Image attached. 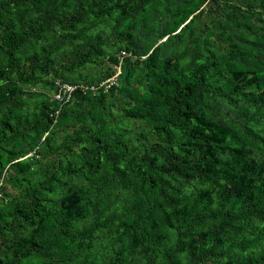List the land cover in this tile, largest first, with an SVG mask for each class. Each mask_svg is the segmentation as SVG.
Segmentation results:
<instances>
[{
    "label": "trees",
    "instance_id": "1",
    "mask_svg": "<svg viewBox=\"0 0 264 264\" xmlns=\"http://www.w3.org/2000/svg\"><path fill=\"white\" fill-rule=\"evenodd\" d=\"M0 264H264V0H0Z\"/></svg>",
    "mask_w": 264,
    "mask_h": 264
},
{
    "label": "built area",
    "instance_id": "2",
    "mask_svg": "<svg viewBox=\"0 0 264 264\" xmlns=\"http://www.w3.org/2000/svg\"><path fill=\"white\" fill-rule=\"evenodd\" d=\"M130 55V53L126 51H120L118 54V63L114 66V72L112 73L111 76L106 78L105 80L101 81L98 83V85H103L106 88L116 85L117 83V78L120 74V61L123 57ZM53 85H54V92L52 94L53 99L58 102L57 104V109L54 111V114L56 115L59 108L62 106V104L66 103L70 96L71 93L74 89H76L77 85H71L67 82H62L59 80H53ZM89 88H93V86H90ZM54 115V116H55Z\"/></svg>",
    "mask_w": 264,
    "mask_h": 264
},
{
    "label": "clouds",
    "instance_id": "3",
    "mask_svg": "<svg viewBox=\"0 0 264 264\" xmlns=\"http://www.w3.org/2000/svg\"><path fill=\"white\" fill-rule=\"evenodd\" d=\"M120 71H121V66H120Z\"/></svg>",
    "mask_w": 264,
    "mask_h": 264
}]
</instances>
